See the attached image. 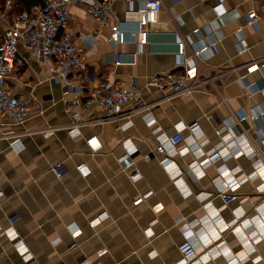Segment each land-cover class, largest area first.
Instances as JSON below:
<instances>
[{"label": "crops", "instance_id": "crops-1", "mask_svg": "<svg viewBox=\"0 0 264 264\" xmlns=\"http://www.w3.org/2000/svg\"><path fill=\"white\" fill-rule=\"evenodd\" d=\"M137 5L134 1L133 9ZM128 7L126 0L113 5L126 38L114 47L108 42L107 26L84 7H71L69 27L76 41L94 35L92 43L81 45L84 67L81 74L70 76L74 88L49 79L52 60L42 64L24 44L18 45L16 61L21 68L7 79V89L30 102L31 116L18 125L0 117V264H81L98 250H103L99 258L103 264H177V248L165 250L162 244L168 239L176 245L183 242V231L191 223L195 233L219 232L213 240L218 253L201 264H264V208L255 209L264 202V192L256 190L261 177L250 179L254 170L247 149L234 156L221 148L222 158L204 165L202 175L188 169L226 139L241 134L264 156V0H163L140 53L134 43L138 14ZM215 7L222 12L221 21ZM250 12L259 14L255 25L247 22ZM174 27L186 42V55L208 47L194 63L196 80H209L190 94L170 97L146 81L154 74L180 73L175 66V35L169 33ZM116 52L123 64L114 63ZM255 60L260 69L247 72L246 65ZM106 78L123 81L150 105L132 114L125 129H117L115 122H87L95 106L64 109L65 89L69 98H82L85 85ZM238 115L246 119L238 123ZM180 123L198 125L196 134L184 129L175 146L176 151L186 146L191 151L158 154V141L172 136ZM3 133L16 134L22 149L15 151ZM123 140L135 149L131 156L138 173L135 180L117 161L125 150ZM168 160L179 172L176 177L162 167ZM55 164L60 176L51 171ZM79 164L88 167L86 177L76 170ZM219 164L230 170L227 178L243 180L225 205L217 188ZM258 173L263 176L264 169ZM137 194L149 195L133 206ZM156 203L164 205L158 214L151 210ZM238 211L241 216L236 220ZM102 214L107 217L93 225ZM9 229L16 238L4 233ZM72 229L79 230L76 236ZM18 240L27 248V257L16 251ZM242 248L245 254L236 260Z\"/></svg>", "mask_w": 264, "mask_h": 264}, {"label": "built area", "instance_id": "built-area-1", "mask_svg": "<svg viewBox=\"0 0 264 264\" xmlns=\"http://www.w3.org/2000/svg\"><path fill=\"white\" fill-rule=\"evenodd\" d=\"M117 0H40L37 5H32L30 8L21 11L18 14L14 13L15 0H0V117L7 116L11 123L18 125L23 123L31 116V105L26 99L19 98L9 93L7 89V79L12 72L21 68V64L16 61V54L18 45L20 43L29 50L33 58L42 64L48 60L53 61V67L49 79L63 80L67 88H74L71 84L70 76L81 74L84 67V57L82 54V44L93 42L94 35L88 34L84 36L80 42L76 41L72 32L70 31L69 22L71 19V7H84L86 13L93 19L99 22L101 26H107L109 30L108 42L111 46H116L125 42V34L121 30L119 22L116 18L113 5ZM129 4V9L138 14V19L135 28V44L136 52L140 53L145 44H147L148 34L152 31L157 23L159 13L163 8V0H126ZM137 1L136 9H133V2ZM214 14L221 21V10L218 7L214 8ZM259 18L257 12H250L247 15V22L255 25ZM220 24V23H219ZM176 27L171 30V34L175 35V43L177 44L176 53V67L181 71L166 72L162 74H154L147 78L146 84L154 87L157 91L164 93L166 96H178L190 94L197 90L200 86L208 82V78L203 80H196L198 73L196 71L195 60L198 58L200 52H203L208 47L202 46L197 50L192 49L191 55H186V42L177 34ZM198 30H195L197 32ZM259 61V60H258ZM258 61H253L246 65L247 72H253L260 69ZM114 63L123 64L121 53L114 54ZM246 87L251 90V85L246 84ZM79 88H82L79 86ZM253 88V87H252ZM84 95L82 98H69V90L65 89L62 93V102L66 112H71L76 107L89 108L95 106L96 111L93 116L87 120L89 123H104L115 122L117 129H125L130 125V117L139 110L150 107L149 104L142 102L139 92L128 87L123 81L111 82L107 78L96 83L87 84L83 87ZM236 121L240 123L246 119V116L238 115ZM250 120H258L259 116H248ZM154 118L149 116L148 124H152ZM187 129L191 133H198L197 123L185 125L183 123L175 126V132L172 136L159 140L156 145V152L158 154H170L177 152L185 154L191 151L189 146L184 147L180 151H176L175 146L182 141L181 132ZM3 138H9V144L15 151H20L23 146L20 145V139L16 134L3 133ZM230 139V138H229ZM124 153L117 158L122 171L128 173L131 180L138 177V173L133 171V161L131 159L135 149L127 140H123ZM221 148L229 151V154L234 156L241 155L247 149L248 157L251 159L253 167L252 176L250 179L261 177V183L256 187L258 192H264V175L261 176L258 171L264 169V156L254 145L251 146L245 134L239 135L235 140H225L219 147L211 149L203 158L202 163L194 162L188 169L198 174L202 173V167L206 164H212L221 159L223 152ZM171 177H176L177 172L172 162L165 161L162 163ZM217 169L218 194L221 197L223 205L227 204L234 198L233 191L243 180H230L227 178L230 170L224 165L219 164ZM76 170L82 177H86L90 171L84 164L76 166ZM51 171L57 176L61 175L60 166L52 165ZM229 173V174H228ZM246 180V179H244ZM179 188L183 184L175 179ZM149 194H137L132 201L133 206L142 203ZM209 195V194H208ZM200 196V195H199ZM202 197H206L203 194ZM264 208V202L255 209ZM164 209L162 203H156L151 207L154 214L160 213ZM206 210H210L207 207ZM241 213L238 211L235 215L240 217ZM106 214L100 215L96 220L92 221L93 225L98 224L106 218ZM212 217V216H211ZM206 221L210 222L208 218ZM205 221H201L204 223ZM12 223V222H11ZM200 223L199 220L195 222ZM194 224H186L183 231L184 241L180 244H175L172 239L166 240L162 246L167 250L176 247L180 253V260L177 264H201L203 260L218 253L216 246L213 245V240L218 236L217 231L202 233H195L193 231ZM79 230L72 229V234L76 236ZM11 239L16 238L13 229L4 232ZM15 249L21 256L27 255V248L20 240L15 242ZM244 249L242 248L235 254L236 260H242L244 256ZM103 250H98L90 257H88L81 264H103L100 263L99 258Z\"/></svg>", "mask_w": 264, "mask_h": 264}, {"label": "trees", "instance_id": "trees-1", "mask_svg": "<svg viewBox=\"0 0 264 264\" xmlns=\"http://www.w3.org/2000/svg\"><path fill=\"white\" fill-rule=\"evenodd\" d=\"M40 0H15L14 13L18 14L23 10L30 8L32 5H37Z\"/></svg>", "mask_w": 264, "mask_h": 264}, {"label": "rangeland", "instance_id": "rangeland-1", "mask_svg": "<svg viewBox=\"0 0 264 264\" xmlns=\"http://www.w3.org/2000/svg\"><path fill=\"white\" fill-rule=\"evenodd\" d=\"M261 234H263V232Z\"/></svg>", "mask_w": 264, "mask_h": 264}]
</instances>
